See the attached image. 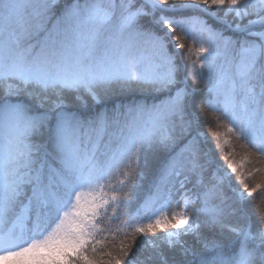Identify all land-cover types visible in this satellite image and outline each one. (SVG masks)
I'll return each instance as SVG.
<instances>
[{"label":"snow or ice","instance_id":"snow-or-ice-1","mask_svg":"<svg viewBox=\"0 0 264 264\" xmlns=\"http://www.w3.org/2000/svg\"><path fill=\"white\" fill-rule=\"evenodd\" d=\"M209 134L264 161V0H0V264H264Z\"/></svg>","mask_w":264,"mask_h":264},{"label":"trees","instance_id":"trees-1","mask_svg":"<svg viewBox=\"0 0 264 264\" xmlns=\"http://www.w3.org/2000/svg\"><path fill=\"white\" fill-rule=\"evenodd\" d=\"M183 55H184L183 52H181L180 53L181 60H183ZM128 95L130 98V94ZM122 99H125V97L124 96L114 97L112 102L118 103ZM200 99L201 97L198 95L194 100V105L196 106L197 111H199L200 108H202V105L200 104ZM209 120H211V118H209ZM210 127H214V122L204 124L203 130L205 132H208V129ZM208 140L210 142L206 143L204 147H205V150L208 152L207 159H209L212 162L213 168L219 167L220 165L226 166L227 161L224 160V156L227 154L229 150L234 151L235 155L233 158L235 162L244 170L245 175L247 171L250 170L252 167L264 168V161H255L250 164L248 161L244 160V150L241 149L238 144L234 143L231 149H229V147L225 145L224 150L221 151L219 148H217L216 141L210 136V134H209ZM155 167H156V160L150 155L148 158L147 164L143 168V172L145 173L146 178L142 183L144 184L145 187H147L148 182L152 179ZM232 175H233V180H235V174H232ZM246 179L249 184H255V183L264 184V172L258 173L255 176V178L246 177ZM140 203H141L140 199H137L136 201H134L132 205L130 206V210L135 211V209L139 206ZM247 207L249 211H253V210L259 211L260 209H264V188H261L258 190L256 196L253 198V200H251L248 203ZM126 220L127 218H122L121 221H117L113 225V227H119L120 229V234L116 236L114 240V242L117 245L119 244L121 240L124 239V234L131 231V229L129 228V224L128 222H126ZM134 223H136V221ZM133 224H132V227H133ZM98 239H101L102 241V244L97 246L98 249L102 251H109V250L113 252L115 251L114 249L111 248V244L113 243V240L110 239L108 241H105L103 237H98ZM103 259H107V257H103Z\"/></svg>","mask_w":264,"mask_h":264},{"label":"rangeland","instance_id":"rangeland-1","mask_svg":"<svg viewBox=\"0 0 264 264\" xmlns=\"http://www.w3.org/2000/svg\"><path fill=\"white\" fill-rule=\"evenodd\" d=\"M171 211H172V210H168L165 214L168 215V216H170V215H171ZM175 211L179 212L180 209H179V208H176ZM152 219H154V217H152ZM141 223H147V219H145V220L142 221ZM163 235H164L163 233H157L158 238H162Z\"/></svg>","mask_w":264,"mask_h":264}]
</instances>
